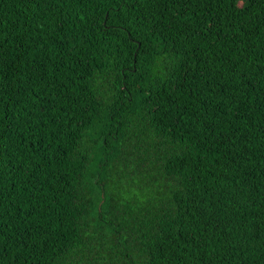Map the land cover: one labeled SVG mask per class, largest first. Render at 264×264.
<instances>
[{
    "label": "trees",
    "instance_id": "1",
    "mask_svg": "<svg viewBox=\"0 0 264 264\" xmlns=\"http://www.w3.org/2000/svg\"><path fill=\"white\" fill-rule=\"evenodd\" d=\"M0 264H264V0H0Z\"/></svg>",
    "mask_w": 264,
    "mask_h": 264
}]
</instances>
